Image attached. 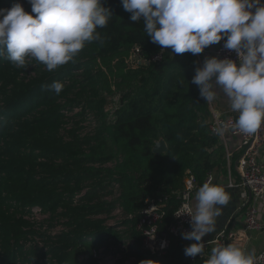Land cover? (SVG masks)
Instances as JSON below:
<instances>
[{"label": "trees", "instance_id": "1", "mask_svg": "<svg viewBox=\"0 0 264 264\" xmlns=\"http://www.w3.org/2000/svg\"><path fill=\"white\" fill-rule=\"evenodd\" d=\"M13 3L0 0V8ZM102 3L112 16L97 28L100 38L56 70L34 59L18 68L6 52L0 57V264H97L98 249L124 254L120 262L130 264H205L211 252L187 257L184 248L194 241L182 238L153 254L137 227L145 199L170 194L160 225L167 229L179 204L173 192L187 172L199 187L210 172H228L226 148L209 127V103L191 83L202 64L167 49L161 60L131 68L133 48L151 60L161 47L121 0ZM56 81L64 85L59 95L44 87ZM116 96L121 107L112 114L107 106ZM160 139L167 150L156 154ZM36 208L64 227L41 246ZM118 209L121 220L109 222Z\"/></svg>", "mask_w": 264, "mask_h": 264}, {"label": "clouds", "instance_id": "2", "mask_svg": "<svg viewBox=\"0 0 264 264\" xmlns=\"http://www.w3.org/2000/svg\"><path fill=\"white\" fill-rule=\"evenodd\" d=\"M29 3L31 11L19 0L0 8V57L6 52L18 68L34 59L48 71L56 70L72 61L86 43L98 40L97 28L105 27L112 16L102 0ZM121 4L131 13V21H143L153 43L174 54L198 55L223 40V48L235 52L236 58L206 56L191 83L207 103L222 96L238 113L235 130L246 135L257 132L264 124V0H121ZM44 87L59 95L64 85L56 81ZM228 128L222 123L213 131L223 137ZM231 199L225 186L205 182L196 191L195 210L186 204L176 214L191 217V230L181 233L182 239L194 241L184 248L185 256H203V238L216 231L217 218ZM255 260L254 251L229 243L214 247L205 264H255Z\"/></svg>", "mask_w": 264, "mask_h": 264}, {"label": "built area", "instance_id": "3", "mask_svg": "<svg viewBox=\"0 0 264 264\" xmlns=\"http://www.w3.org/2000/svg\"><path fill=\"white\" fill-rule=\"evenodd\" d=\"M165 50L167 49L161 48V50L156 53L151 60H147L146 58L141 57L140 49L135 47L131 51V54L127 59V63L131 68L137 69L141 64L148 61L161 60ZM206 52L207 49H205L203 53L197 55L201 64L203 63ZM214 53L215 55H219L221 58L224 56H230L233 59L236 58L235 52H228L223 48V40L217 44ZM210 114L209 127L214 135L218 136L213 131L215 127L222 123L229 124V128L225 132L224 136H218L226 148L227 166L229 170H231L233 165V158L235 154L229 150L228 145L231 144V140L234 138L238 140V148L236 150L239 154L237 167L240 173L241 184L249 188L250 198H257L264 195V153L262 152L264 145V124L261 125L256 133L246 135L232 127L238 117V113H223L219 109H216L213 106L211 107L210 105ZM213 180L214 175L210 172L204 183H213ZM230 186L234 187L232 183ZM198 188L199 184L197 176L190 171L187 172L183 179L182 188L173 192L177 196L179 204L173 214V222L167 226L166 230H162L160 225L165 221L167 213L166 204L170 200L171 195L165 194L161 197L148 196L145 199L144 206L139 212L137 227L142 231L143 246L146 250L152 252L153 254H164L170 247L172 238H182V232L191 230V217L188 214H182L180 216H177L176 214L184 211V205L186 204L193 208L192 196ZM34 210L37 214L40 213L38 212V208ZM117 212L121 213V210L118 209ZM245 225L248 230H259L261 228L259 210L254 203L248 205L246 209ZM235 236L236 232L230 230L226 226L221 229L210 242L214 245V247L226 246L235 238ZM102 254V249L93 250V256L95 258L100 259ZM87 257L88 254L86 253L81 255V259H86ZM255 264H264V249L256 254Z\"/></svg>", "mask_w": 264, "mask_h": 264}, {"label": "crops", "instance_id": "4", "mask_svg": "<svg viewBox=\"0 0 264 264\" xmlns=\"http://www.w3.org/2000/svg\"><path fill=\"white\" fill-rule=\"evenodd\" d=\"M217 44L209 46L206 52V56H214L215 48ZM212 106L219 109L223 113H233L230 107L223 102V97L218 96L213 102ZM238 140L232 139L231 144H229V150L234 152L235 156L233 158V165L231 170L228 168L226 175H216L214 176V182L212 184H219L225 186L232 195V199L229 205L222 209V214L217 218L216 231L207 234L203 238L205 252L209 251L212 253L214 245L210 242L213 237L224 227H228L230 230L236 232L235 238L230 243H236L242 249L247 252H255V255L264 249V195L257 198H250V191L247 186L241 184L240 173L237 167V160L239 157L238 152ZM264 146V145H263ZM262 152L264 149L262 148ZM234 187H229L230 184ZM198 190V189H197ZM196 190V191H197ZM195 191V195H196ZM195 195L193 201L195 200ZM256 204L259 210V220L261 222V228L259 230H248L245 225V213L248 205ZM196 204V200H195ZM191 242V241H189ZM208 253V252H207ZM210 253V254H211Z\"/></svg>", "mask_w": 264, "mask_h": 264}, {"label": "rangeland", "instance_id": "5", "mask_svg": "<svg viewBox=\"0 0 264 264\" xmlns=\"http://www.w3.org/2000/svg\"><path fill=\"white\" fill-rule=\"evenodd\" d=\"M19 2H21L24 5V7H26L29 0H21ZM34 67H35V65L31 64V65H29L27 70L32 73ZM118 98H119V96H116L113 99H111L110 102L108 103L107 110H109L112 114H116V111L118 109H120V107H121V103L119 102L120 100H118ZM212 104L213 103L209 104V108H210V105L212 107ZM72 127H73V125H69L63 131V133H67V130L71 129ZM82 132L83 133L86 132V129H84ZM194 195L192 196V206H193V209L195 210V200L193 201ZM35 216L36 217L34 219L38 223L42 224V225L37 226V227H38L39 231L44 234L42 236L40 235L37 238H35V241L41 242L40 246L44 245L43 242L49 238L50 234H57V233L61 232L64 228L58 219L52 221L49 219L50 217L48 215H44L42 213H38ZM121 218H122L121 213L117 212L116 214H113V217H109L108 220H110L109 222H117V221L121 220ZM124 258H125L124 254H114L111 252L103 253L101 258L98 260L97 264H130V263H132V260L129 258L125 259L124 262H120Z\"/></svg>", "mask_w": 264, "mask_h": 264}, {"label": "water", "instance_id": "6", "mask_svg": "<svg viewBox=\"0 0 264 264\" xmlns=\"http://www.w3.org/2000/svg\"><path fill=\"white\" fill-rule=\"evenodd\" d=\"M166 150H167V144L164 139H160L153 146V152L156 154H160L162 152H165Z\"/></svg>", "mask_w": 264, "mask_h": 264}]
</instances>
